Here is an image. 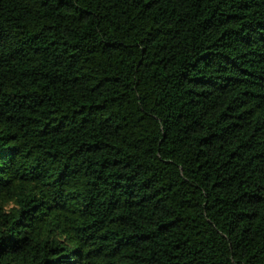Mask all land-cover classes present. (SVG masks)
I'll return each instance as SVG.
<instances>
[{
    "label": "trees",
    "instance_id": "16d2710c",
    "mask_svg": "<svg viewBox=\"0 0 264 264\" xmlns=\"http://www.w3.org/2000/svg\"><path fill=\"white\" fill-rule=\"evenodd\" d=\"M0 264H264V0H0Z\"/></svg>",
    "mask_w": 264,
    "mask_h": 264
}]
</instances>
